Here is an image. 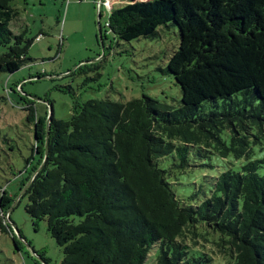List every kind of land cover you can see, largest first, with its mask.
I'll use <instances>...</instances> for the list:
<instances>
[{"label":"trees","instance_id":"obj_1","mask_svg":"<svg viewBox=\"0 0 264 264\" xmlns=\"http://www.w3.org/2000/svg\"><path fill=\"white\" fill-rule=\"evenodd\" d=\"M13 1L0 0V71L7 73L31 61L33 40L10 28ZM108 1L119 6L111 5L105 28L120 40L177 26L179 46L166 70L181 101L91 99L75 103L67 119L52 115L48 131L46 117L29 106L32 150L43 151L23 183L25 211L34 223L46 220L63 253L59 264H264V174L257 172L264 158L248 160L264 136V0ZM193 147L248 162L220 173L199 204L184 205L157 160L176 154L186 166ZM12 200L1 193V232H12L1 215ZM188 237L212 244L220 260Z\"/></svg>","mask_w":264,"mask_h":264},{"label":"rangeland","instance_id":"obj_2","mask_svg":"<svg viewBox=\"0 0 264 264\" xmlns=\"http://www.w3.org/2000/svg\"><path fill=\"white\" fill-rule=\"evenodd\" d=\"M104 1L12 3L18 16L10 28L15 33L25 31L33 40L27 52L31 61L13 73L0 71V195L5 193L13 199L1 211L12 232L0 231V264H59L63 258L61 248L47 231L46 220L34 223L25 211L23 183L29 177L27 185L37 172L32 170L43 151L42 146L32 150L34 122L27 120L29 106L36 116L47 117L51 110L54 118L67 119L75 103L91 99L125 102L148 96L172 105L181 101L180 87L166 70L179 46L177 26L169 23L155 36L120 40L105 28L109 10ZM111 5L113 9L119 6L117 2ZM222 137L228 142L226 133ZM251 148L248 160L264 158V136ZM248 160L232 154L221 157L193 147L186 166L179 165L176 154L158 159L157 165L167 170V181L180 203L194 205L210 195L220 173L242 171ZM257 172L263 175L264 168ZM196 241L185 239L220 260L212 244L201 238Z\"/></svg>","mask_w":264,"mask_h":264},{"label":"water","instance_id":"obj_3","mask_svg":"<svg viewBox=\"0 0 264 264\" xmlns=\"http://www.w3.org/2000/svg\"><path fill=\"white\" fill-rule=\"evenodd\" d=\"M98 37H99L100 41H102V34H101L100 26L98 27ZM51 116H52V111L50 110L48 115H47V117H46L47 131H48V128H49V123H50V120H51ZM45 153H46V151H45Z\"/></svg>","mask_w":264,"mask_h":264},{"label":"built area","instance_id":"obj_4","mask_svg":"<svg viewBox=\"0 0 264 264\" xmlns=\"http://www.w3.org/2000/svg\"><path fill=\"white\" fill-rule=\"evenodd\" d=\"M104 2H105V5H106L107 9L110 10V8H111V6H110L111 2L108 1V0H105ZM105 25H107V23H105Z\"/></svg>","mask_w":264,"mask_h":264},{"label":"flooded vegetation","instance_id":"obj_5","mask_svg":"<svg viewBox=\"0 0 264 264\" xmlns=\"http://www.w3.org/2000/svg\"><path fill=\"white\" fill-rule=\"evenodd\" d=\"M35 128V127H34ZM34 131H35V129H34Z\"/></svg>","mask_w":264,"mask_h":264}]
</instances>
